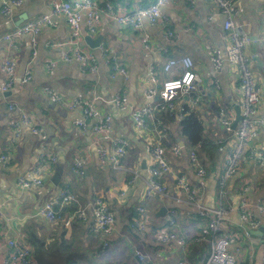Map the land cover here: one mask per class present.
<instances>
[{
	"label": "crops",
	"instance_id": "0c3cea01",
	"mask_svg": "<svg viewBox=\"0 0 264 264\" xmlns=\"http://www.w3.org/2000/svg\"><path fill=\"white\" fill-rule=\"evenodd\" d=\"M53 0H23L14 8L13 16L7 17L0 11V155L8 158L0 160V240L15 238L29 245L34 251L38 264H144L136 251L144 252L151 264H176L185 260L187 264H204L212 251L213 234L207 219L197 215L194 207L178 203L172 198L159 194L147 195L144 182L138 179L128 185L130 169L147 173L151 164L150 149L162 135L152 119L148 120L145 131L136 129L133 112L148 101L145 96L149 87L154 86L150 78V64L155 65L157 86L163 80L180 74L164 73L162 66L169 57L189 55L193 58L198 75L197 87L201 102L194 112L205 126L203 147L192 148L185 138L178 136V121L182 118L173 112L176 119L169 126L179 140L181 152L175 154L166 147V158L172 172L162 177L174 195H180L176 186L177 176L184 175L198 191L202 203L207 207H217L219 203L233 210L221 225V236L234 235L231 245L241 264H264V236L246 234L237 213L241 200L239 190L250 185L248 196L253 204L264 198V168L249 158H245L236 172L226 177V146L233 140V132L222 123L220 109L225 107L229 115L236 117V106L242 98V85L238 69L225 62L220 71H215L212 53L215 48L225 49L228 42L223 28L224 16L217 5L205 0H168L162 6V14L167 18V26L174 32L173 38L166 36L164 26L144 21V27L135 30L121 26L104 16L95 32H90L82 22L80 45L94 53L96 70H83L77 60L66 61L64 51L75 47L70 27L63 15H54V25L42 28L33 45L32 36L25 34L15 39L16 47H11L4 35L14 30L16 21L22 15L34 19L42 13L50 12ZM121 9L133 8L136 4L147 5L151 0H112ZM145 4H144V3ZM239 9L238 24L250 34L251 41L247 53L257 83L261 88V102L258 117H264V0H236ZM27 19V20H28ZM149 34V45L143 42L144 34ZM92 41L88 42L86 37ZM101 38L98 46L91 43ZM101 45L112 50L108 57L101 55ZM16 60V82L4 91L2 83L5 72L2 69L4 58ZM54 61V66H49ZM115 61L127 70V77L115 74ZM30 74L31 78L23 82ZM218 80V85L214 79ZM157 87V89H158ZM124 90L127 102L121 108L113 98ZM52 91L67 98L91 99L97 97L96 105L112 117L115 137L129 141V149L119 168H112L99 160L100 146L112 148L109 140L99 138L93 130V121L86 119L79 108L68 109L56 102L48 93ZM178 110V108L176 109ZM29 113L39 133L23 127L16 132L11 120L21 113ZM169 117L170 114H169ZM77 120H85L87 128ZM260 139L264 141V126ZM202 148V149H201ZM264 149V143L262 145ZM55 152L58 161L43 169V184L31 188H21L18 179L33 170L42 150ZM197 151L198 163L194 164L190 151ZM82 159L86 164L84 175L76 174L73 165ZM62 173L58 185H50V178L56 168ZM206 170L198 174V168ZM68 184L77 194L79 203L89 206L95 196H103L116 216V224L104 247L103 241L91 231L92 218L86 222L75 219L70 226L62 222L49 223L40 213L41 206L59 194ZM126 189V195L120 192ZM146 210L145 221L148 229L132 227V220L138 215V208ZM72 209L76 208L73 204ZM163 211V213H162ZM254 217L262 215L252 208ZM173 218L174 223L171 222ZM163 228L173 229L184 236L187 251L176 241L162 243L155 234Z\"/></svg>",
	"mask_w": 264,
	"mask_h": 264
},
{
	"label": "built area",
	"instance_id": "2783aa9c",
	"mask_svg": "<svg viewBox=\"0 0 264 264\" xmlns=\"http://www.w3.org/2000/svg\"><path fill=\"white\" fill-rule=\"evenodd\" d=\"M168 0H153L147 5L136 4L130 9H121L117 7L112 0H53L50 12L42 13L34 19L25 20L23 23L15 26L14 30L4 35V38L10 43L11 47H16L15 39L25 34L32 36L33 45L37 44V36L42 28L47 25H54L53 16L63 15L70 27L71 38L74 48L71 51H64L62 58L66 61L77 60L83 70L94 72L96 70L95 56L91 51H87L80 45L82 38V22L84 21L90 32H95L100 26L103 17L107 16L121 26L131 27L135 30L144 27V21L148 20L151 24L164 26L166 36L174 37V32L167 26V18L162 14V6ZM218 6L224 16L223 28L227 33L228 42L225 49L215 48L212 53V62L215 71H220L225 62L233 64L239 72V79L242 85V98L240 101L241 115L237 127L232 128L235 116L229 115L225 107L220 109L222 123L225 128L233 132V140L226 146L225 176H231L236 172L241 162L249 158L264 168V141L256 144L260 139L261 127L264 126V117H258L259 105L261 102V88L257 83L254 74L251 57L247 53L248 45L251 41L250 34L245 31L237 22L239 13L236 0H205ZM23 0H0V11L7 17L13 16L14 8L20 6ZM149 34H144L143 42L148 48ZM112 50L101 45V55L108 57ZM54 66L52 61L48 64ZM16 60L8 56L4 58L2 69L5 72V80L2 83L4 91L11 89L16 82L17 71ZM178 68H182L181 75L167 78L162 81L160 87L157 86L158 78L155 73V65L150 64V78L155 84L149 87L145 96L153 99L157 96L155 102L148 101L145 105L136 109L132 116L137 130L145 131L148 128V120L152 119L157 126V130L164 135L166 128H161L162 121L158 117L159 111L168 112L173 115L177 111L183 118L189 112L195 110L201 102V94L197 87L198 75L195 72L194 60L191 56L169 57L162 66L164 73H174ZM116 74H123L127 77V70L115 61ZM31 78L27 74L23 82ZM218 85V80L214 79ZM158 87V89H157ZM49 95L58 103H61L68 109L79 108L82 110L86 119L93 121V130L96 135L112 143L109 150L100 146L98 150L99 160L103 164H109L112 168H119L122 160L129 149V141L122 137H115L112 117L102 111L96 105L97 97L91 99L67 98L58 93L48 91ZM113 102L124 108L127 102V95L124 90L119 91L113 98ZM178 108V110H176ZM84 129L87 128L85 120H77ZM11 127L18 133L23 127L30 128L34 133H39L41 127L35 125L32 116L23 111L19 118L11 120ZM175 154L181 152V147L175 145L172 147ZM190 157L194 164L198 163L197 152L192 149ZM8 158L6 154L0 155V160ZM151 164L147 166V173L142 175L140 169H130L131 178L128 185L135 183L138 179L144 182V189L147 195L159 194L166 198H172L178 203H187L194 207L198 216L207 219L208 227L213 234L212 251L205 258L204 264H241L240 256L231 251V245L234 243V235H220L221 225L226 216L233 210L232 207L219 203L217 207L205 206L199 196L198 189L192 185L186 176L181 175L176 178V186L180 190V195H174L171 188L167 186L162 177L172 172L171 166L166 158V146L161 140H157L150 149ZM58 161V155L55 152L46 149L39 153L36 166L33 170L21 175L18 179V185L21 188H31L43 184V169L52 166ZM73 171L76 174L84 175L86 164L84 160L78 159L73 165ZM206 170L198 168V174L204 175ZM250 191V185H244L240 188L239 194L241 200L238 205L237 213L240 216L241 225L246 229V234L250 235V230L257 229L264 225V198L262 201L253 204L247 195ZM126 195V189L120 192V196ZM75 205L72 209L70 206ZM256 207L262 215L257 218L252 214V208ZM40 213L49 223L62 222L65 226H70L77 219L86 222L92 218L91 231L94 236L103 241L104 247L109 246V236L113 233L116 216L110 204L103 196H95L89 206H83L79 203L77 194L66 184L62 187L59 194L47 200L40 208ZM146 210L143 206L138 208V215L132 220V227L139 230L148 229L145 221ZM171 222L174 223L173 218ZM158 241L170 243L176 241L183 251H187L188 246L184 236L176 230L168 228L160 229L155 234ZM138 259L144 264H151L148 256L140 251H136ZM0 264H38L35 260L33 249L15 238L0 240ZM176 264H187L185 260H180Z\"/></svg>",
	"mask_w": 264,
	"mask_h": 264
},
{
	"label": "trees",
	"instance_id": "16d2710c",
	"mask_svg": "<svg viewBox=\"0 0 264 264\" xmlns=\"http://www.w3.org/2000/svg\"><path fill=\"white\" fill-rule=\"evenodd\" d=\"M180 74H177V75L174 74L173 76L177 77ZM157 115L162 121V125L160 127L166 128V137L163 138V144L167 148H171L175 145H179V140H178L177 135L173 131L170 130V126H169L176 119H174V117L172 118V115H170L171 117H169V113L163 110L159 111ZM178 124H179V127H178L179 137L183 136V138L186 139V141L192 148H196L198 146L203 147L202 143L205 142L204 140L205 126L202 120L196 114V112L194 111L189 112L181 120L178 121ZM40 264H43V263L41 262Z\"/></svg>",
	"mask_w": 264,
	"mask_h": 264
},
{
	"label": "water",
	"instance_id": "95a60500",
	"mask_svg": "<svg viewBox=\"0 0 264 264\" xmlns=\"http://www.w3.org/2000/svg\"><path fill=\"white\" fill-rule=\"evenodd\" d=\"M28 19V16L27 15H22L19 17V19L16 21V26L23 23L25 20ZM86 40L88 42H91L92 39L90 36H87L86 37ZM101 41V38H98L95 40V42L91 43L92 46H98V44L100 43ZM242 117L241 115V107H240V104H238L236 106V117L233 121V124H232V128L235 129L237 127V124L240 120V118ZM61 177H62V173L59 171L58 167L56 168V171L54 173V175L50 178V185L54 186V185H58L60 180H61ZM163 213V211H162ZM250 233L252 235H256V236H261L263 235L264 236V225L260 226L259 228L257 229H253V230H250Z\"/></svg>",
	"mask_w": 264,
	"mask_h": 264
},
{
	"label": "rangeland",
	"instance_id": "374dc122",
	"mask_svg": "<svg viewBox=\"0 0 264 264\" xmlns=\"http://www.w3.org/2000/svg\"><path fill=\"white\" fill-rule=\"evenodd\" d=\"M181 75V74H180ZM34 251V250H33ZM34 253V252H33Z\"/></svg>",
	"mask_w": 264,
	"mask_h": 264
}]
</instances>
